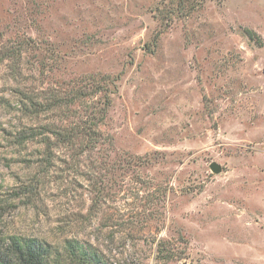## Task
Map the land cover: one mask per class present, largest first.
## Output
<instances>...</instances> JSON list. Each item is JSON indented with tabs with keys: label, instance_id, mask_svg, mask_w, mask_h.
<instances>
[{
	"label": "rangeland",
	"instance_id": "1",
	"mask_svg": "<svg viewBox=\"0 0 264 264\" xmlns=\"http://www.w3.org/2000/svg\"><path fill=\"white\" fill-rule=\"evenodd\" d=\"M200 1L167 25L170 0H0V50L26 41L0 52V238H76L108 264H156L162 238L166 264H264V0ZM103 74L119 80L98 148L46 166L13 144L78 120L25 109Z\"/></svg>",
	"mask_w": 264,
	"mask_h": 264
},
{
	"label": "trees",
	"instance_id": "2",
	"mask_svg": "<svg viewBox=\"0 0 264 264\" xmlns=\"http://www.w3.org/2000/svg\"><path fill=\"white\" fill-rule=\"evenodd\" d=\"M170 5H165L157 15L158 19L167 25L175 16L187 15V12L194 10L200 0H170ZM161 35H157L159 37ZM156 41V40H155ZM26 42V41H25ZM25 42H20L18 47L2 48L4 59L16 57ZM81 80L77 82V87L67 94L54 93L52 99L48 98L47 104H34L31 109H25L27 115L38 116L43 112L54 109L65 108L68 117L78 115V120L74 122L57 125L47 123L41 126H29L22 128L16 133H11L13 144H17L23 150L30 144L40 146L38 156L43 164L52 163L53 149L62 148L68 151L77 148L80 152L85 150L93 151L98 148L103 140L102 126L109 116L112 106V95L117 92V81L119 75L113 76L103 74L100 78ZM100 95V96H98ZM34 102V101H33ZM70 111V112H69ZM77 114V115H76ZM21 151V150H19ZM22 152V151H21ZM78 154V153H77ZM162 188V185H160ZM97 203L100 197H105V187L99 184L97 187ZM30 190L23 187L18 191V195H27ZM165 191V190H164ZM163 193V192H162ZM164 195V194H163ZM99 198V199H98ZM161 200V199H160ZM164 200V199H163ZM95 202V201H94ZM95 202V203H96ZM146 221L150 218L145 217ZM167 239H159L157 242V252L159 262L156 264H166V262L179 257L172 249L168 248ZM0 264H108L103 260V256L92 248V245L84 243L76 238H66L62 248L56 244L25 235H10L8 239L0 238Z\"/></svg>",
	"mask_w": 264,
	"mask_h": 264
},
{
	"label": "water",
	"instance_id": "3",
	"mask_svg": "<svg viewBox=\"0 0 264 264\" xmlns=\"http://www.w3.org/2000/svg\"><path fill=\"white\" fill-rule=\"evenodd\" d=\"M210 167L215 173H220L222 171V166L215 161L211 163Z\"/></svg>",
	"mask_w": 264,
	"mask_h": 264
}]
</instances>
